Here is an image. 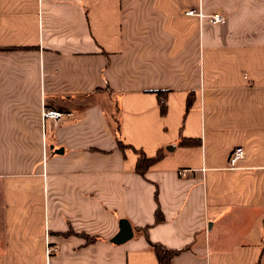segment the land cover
<instances>
[{
  "label": "crops",
  "instance_id": "obj_1",
  "mask_svg": "<svg viewBox=\"0 0 264 264\" xmlns=\"http://www.w3.org/2000/svg\"><path fill=\"white\" fill-rule=\"evenodd\" d=\"M150 242L264 264V0H0V264H159Z\"/></svg>",
  "mask_w": 264,
  "mask_h": 264
},
{
  "label": "trees",
  "instance_id": "obj_2",
  "mask_svg": "<svg viewBox=\"0 0 264 264\" xmlns=\"http://www.w3.org/2000/svg\"><path fill=\"white\" fill-rule=\"evenodd\" d=\"M188 105L189 102L187 103V106ZM161 110H163V106H161ZM119 146L121 148L123 147L120 141H119ZM135 151L139 155V158L135 165V170H137V172L140 173L141 175H144L148 167L152 165L154 162L158 161V159H160L163 156L161 150H158V152L155 154L156 156L154 157H148L139 150H135ZM154 214H155V221L157 223L163 219V216L158 208L155 210ZM88 239L90 240L92 238H88ZM149 244H151L155 252L156 258H158L159 264H171L172 257H174L177 253L183 250V248H176V249L168 248L162 243L158 244V243L150 242Z\"/></svg>",
  "mask_w": 264,
  "mask_h": 264
},
{
  "label": "built area",
  "instance_id": "obj_3",
  "mask_svg": "<svg viewBox=\"0 0 264 264\" xmlns=\"http://www.w3.org/2000/svg\"><path fill=\"white\" fill-rule=\"evenodd\" d=\"M184 14L189 15V16H194L199 19H202L203 17H207L208 20L211 22V24H221V23L226 22L225 16L221 12H218V11H214L213 13L206 15L204 14L201 8H198V9L189 8L184 11ZM41 114H42L43 121H46V120H57L58 121V120L63 119L64 116L66 115L62 111H59L55 108L50 109L45 106L43 107ZM244 155H245V152L240 146L234 147L228 159L229 167L233 168L236 165V163L244 157ZM184 172L185 170L182 171V173ZM48 252H50V249H48Z\"/></svg>",
  "mask_w": 264,
  "mask_h": 264
},
{
  "label": "water",
  "instance_id": "obj_4",
  "mask_svg": "<svg viewBox=\"0 0 264 264\" xmlns=\"http://www.w3.org/2000/svg\"><path fill=\"white\" fill-rule=\"evenodd\" d=\"M168 149V147H166ZM62 149L60 148L57 152H61ZM133 235V230L126 219H120L118 232L113 236L112 241L115 243L124 242L131 238Z\"/></svg>",
  "mask_w": 264,
  "mask_h": 264
}]
</instances>
